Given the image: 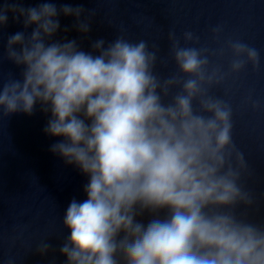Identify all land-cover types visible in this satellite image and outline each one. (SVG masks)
I'll list each match as a JSON object with an SVG mask.
<instances>
[{"label":"clouds","instance_id":"9594fccd","mask_svg":"<svg viewBox=\"0 0 264 264\" xmlns=\"http://www.w3.org/2000/svg\"><path fill=\"white\" fill-rule=\"evenodd\" d=\"M10 12L25 31L8 36L0 66L7 60L22 71L5 79L0 70V123L39 104L50 113L44 132L62 137L50 151L89 178L86 199L73 198L63 214L65 264H264V225L237 211L257 202L242 182L252 171L233 139V105L211 94L249 65L259 70L256 47L240 38L218 49L188 46L200 37L170 30L177 71L162 78L158 46L131 41L123 27L110 42L92 41L91 51L53 39L61 14L87 35L95 9L3 0L0 32ZM211 32L219 41L224 26ZM226 52L227 71L211 60ZM241 103L264 110L252 90ZM145 215L146 223L137 219ZM50 251L48 239L35 246L42 257Z\"/></svg>","mask_w":264,"mask_h":264},{"label":"water","instance_id":"95a60500","mask_svg":"<svg viewBox=\"0 0 264 264\" xmlns=\"http://www.w3.org/2000/svg\"><path fill=\"white\" fill-rule=\"evenodd\" d=\"M24 7H32L43 0H20ZM60 8L64 4L84 9H95L91 31L79 33L72 16L59 17L61 29L54 40H72L80 43L85 51H91L92 41L103 38L110 42L123 27L126 38L135 42L145 40L159 48L156 72L166 78L177 71L169 54L168 32L177 36L192 31L200 37V44L218 49L229 38H240L260 51L261 65L253 71L251 65L225 84L215 87L211 94L229 100L233 105V139L244 153L252 171L242 180L256 198V206L239 212H247V218L264 225V110L253 111L242 105L243 97L252 90L254 98L264 103V0H51ZM3 3V0H0ZM8 24L0 32V52L9 35L25 31L22 22L9 14ZM111 21V24H109ZM222 24L224 32L219 41L212 39L211 29ZM67 28L68 31H64ZM31 27L27 33L31 32ZM183 44V41H181ZM225 71L230 63V53L224 57H211ZM5 79L11 73L21 78L22 69L4 61L0 66ZM50 119L37 104L34 113L13 114L0 123V264L11 258L15 264H65L66 257L59 247L69 232L62 220L70 201L86 199L83 187L88 177L75 165L50 151V146L62 137H51L44 132ZM147 222V215L137 217ZM55 250L42 257L35 252L41 240Z\"/></svg>","mask_w":264,"mask_h":264}]
</instances>
